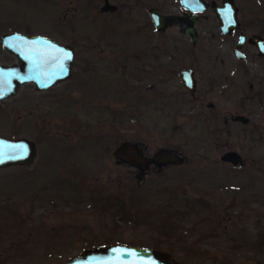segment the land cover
<instances>
[{
    "label": "rangeland",
    "instance_id": "1",
    "mask_svg": "<svg viewBox=\"0 0 264 264\" xmlns=\"http://www.w3.org/2000/svg\"><path fill=\"white\" fill-rule=\"evenodd\" d=\"M105 1L115 11L102 12L104 0H0V36L48 34L75 52L67 79L0 101V136L36 146L31 165L0 168V264H61L113 243L178 264H264V58L247 44L244 61L232 52L240 31L264 36V0H234L229 38L203 17L195 46L149 20L148 8L177 13L180 0ZM16 62L0 43V64ZM164 62L176 71L164 76ZM124 140L185 161L138 180L112 157ZM227 151L242 162L221 161Z\"/></svg>",
    "mask_w": 264,
    "mask_h": 264
},
{
    "label": "water",
    "instance_id": "2",
    "mask_svg": "<svg viewBox=\"0 0 264 264\" xmlns=\"http://www.w3.org/2000/svg\"><path fill=\"white\" fill-rule=\"evenodd\" d=\"M181 5L193 12L190 23L184 29L192 40H195L196 13L203 11L207 4L204 0H200V5H196L192 0H181ZM202 6V10H201ZM215 12L218 14L221 22L223 33L238 28L237 7L233 0H222V5L211 3ZM112 8L108 3L104 6V10ZM228 9H231L229 13ZM149 16L156 30H163L169 23L173 22V16H164L159 13L156 8H151ZM229 16L235 21L234 24L229 23ZM50 41L51 44L46 43ZM245 42V35L241 34L239 41L234 49V55L239 59L243 58L240 51L242 44ZM248 42L254 45L259 55H264V38L260 35H251ZM2 47L10 54L16 57L17 62L11 65L0 64V78L6 81V86L3 89L4 95L0 97V101L13 96L18 87L23 84L32 83L38 90H47L58 82L67 79L71 74L72 62L74 59L73 48L69 45L56 43L53 39L40 36L29 35L18 32L4 33L0 36ZM56 45L60 48L70 51L73 54V59L63 61L66 69V74L60 75L58 63L49 61V56H63V53H58L51 45ZM33 52L36 55H33ZM26 57H30L26 59ZM40 62V68L37 70L34 64ZM29 76L30 79H18L17 77ZM182 85L187 88L191 96H195V79L193 70L184 68L180 71ZM10 82L11 90H8ZM233 120L247 123L248 119L242 115L233 117ZM0 143L6 148H19L23 151L22 158L7 159L0 162V168L8 166H29L36 156L35 143L24 137L11 138L0 136ZM8 155H20L17 153H8ZM112 157L119 164H124L135 168V178L138 180L144 175L151 166L161 169L166 166H178L184 163L185 157L176 151L169 148H160L154 151L151 155H145L137 142L124 140L120 142L112 151ZM220 160L231 163L233 165L242 162L241 157L235 151H227L220 156ZM117 249V252H113ZM165 253H160L157 250L127 245L123 243H113L109 245L99 246L92 249L84 250L81 254L70 258L61 264H95L97 261H116L117 264H178L177 262H168L162 258Z\"/></svg>",
    "mask_w": 264,
    "mask_h": 264
},
{
    "label": "flooded vegetation",
    "instance_id": "3",
    "mask_svg": "<svg viewBox=\"0 0 264 264\" xmlns=\"http://www.w3.org/2000/svg\"><path fill=\"white\" fill-rule=\"evenodd\" d=\"M205 2H206V4H207V6H206V8L203 10V11H201V12H198V13H196V17H195V25H196V33H195V40L193 41L192 40V38H191V36L188 34V33H186L185 31H184V29L188 26V24L190 23V20H191V16L193 15V12H191L190 10H187V9H185L182 5H181V0H180V5H181V7H182V9L179 11V12H177V13H175V12H169V13H165V14H163V13H161L159 10H158V8H156V7H150V8H148L147 9V13H148V11L151 9V8H156L158 11H159V13L160 14H162V15H164V16H173L174 18H173V22L172 23H169L168 25H167V27L165 28V30L166 29H168V28H170V27H173V26H175V27H177L178 29H180L188 38H189V41H190V43H191V45L192 46H195L196 45V42H197V38H198V35H197V24L201 21V19L203 18V17H205V18H209L212 22H213V24H214V26H215V28H216V30L217 31H219V34H220V37L221 38H229L231 35H233V33H234V31H237L238 29H239V27H240V21L238 20V8H237V20H238V23H239V26H238V28H236L235 30H231V31H229V32H227V33H223L222 32V29H221V22H220V18H219V16H218V14L215 12V10H214V7H212L211 6V3L212 2H214L215 4H217V5H222V0H210V2H207L206 0H204ZM234 1V0H233ZM104 2H105V4H104V6L106 5V1L104 0ZM108 5L109 6H112V8H108V10H104V11H102V12H113V11H115V8H117V6L116 5H114V4H109L108 3ZM236 5V4H235ZM237 7V6H236ZM205 13H207V15L205 14ZM148 15H149V13H148ZM203 15H205V16H203ZM149 18H150V16H149ZM150 20V22H151V24L153 25V23H152V21H151V18L149 19ZM153 27H154V25H153ZM154 29H155V27H154ZM156 30V29H155ZM164 30V29H163ZM163 30H158V31H163ZM28 34H35V35H41V36H46V37H48V38H51L50 37V35H48V34H42V33H28ZM241 34H244L242 31H240L239 33H238V38H237V41H236V43L234 44V47H233V55H234V49H235V47H236V45H237V43H238V41H239V38H240V35ZM245 35V34H244ZM251 35H254V34H250V35H248V36H246L245 35V42L242 44V47H241V52H242V54H243V58H241V59H239L237 56H235L234 55V57L238 60V61H244L245 59H246V57H245V54L243 53V49H244V47H245V45L247 44V46H252L254 49H256V51H257V55H258V57H261V58H264V55H259V53H258V50H257V48L254 46V45H252V44H250L249 42H248V38L251 36ZM255 35H259V34H255ZM261 36V35H260ZM261 37H263L264 38V36H261ZM51 39H53V38H51ZM54 40V39H53ZM55 41V40H54ZM56 43H59V44H63V45H68L67 43H62V42H58V41H55ZM69 46H71L72 48H73V46L72 45H69ZM87 47H92L91 45H88ZM73 52H74V48H73ZM74 57H75V52H74ZM89 60V59H88ZM175 61H173L172 62V64L174 63ZM172 64L171 63H163V64H161V70H162V73H163V75L164 76H167V73H173V72H175L176 70L175 69H177V67H175L174 68V65H173V67H172ZM184 68H190V69H192L193 70V76H194V79H195V89H196V85H197V82H196V78H195V70L191 67V66H184V67H181L179 70H178V75H179V78H180V80H181V77H180V71L182 70V69H184ZM181 84H182V82H181ZM183 86V85H182ZM184 87V86H183ZM185 88V87H184ZM187 91H188V93L190 94V92H189V90L187 89V88H185ZM191 95V94H190ZM194 99L196 98V90H195V96H192ZM210 107H212L213 106V104L212 103H209L208 104Z\"/></svg>",
    "mask_w": 264,
    "mask_h": 264
},
{
    "label": "snow or ice",
    "instance_id": "4",
    "mask_svg": "<svg viewBox=\"0 0 264 264\" xmlns=\"http://www.w3.org/2000/svg\"><path fill=\"white\" fill-rule=\"evenodd\" d=\"M192 2H194L196 5H200V0H192ZM201 10H202V6H201ZM229 13L231 12V9H228ZM229 23L230 24H234L235 21L231 19V16H229ZM46 43L48 44H51L50 41H46ZM53 48L56 49V51L58 53H63V56H49L48 59L49 61H54L56 63H58L59 65V68H60V75H64L66 74V69H65V65L63 63V61L65 60H72L73 59V54L70 52V51H66L65 49L63 48H60L56 45H51ZM33 55H36L35 52H33ZM30 57H26V59H28ZM34 67L39 70L40 68V62H37L34 64ZM18 79H30L32 77H29V76H22V77H17ZM8 83V90L10 91L11 88H10V82H7ZM6 86V81L3 80L2 78H0V97H2L4 95V91L3 89L5 88ZM19 152L20 155H8V153H17ZM23 151L19 148H6L2 143H0V162H3V160L5 158L7 159H19V158H22L23 156ZM113 252H117V249H113ZM95 264H117L116 261H97L95 262Z\"/></svg>",
    "mask_w": 264,
    "mask_h": 264
}]
</instances>
